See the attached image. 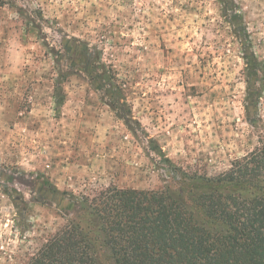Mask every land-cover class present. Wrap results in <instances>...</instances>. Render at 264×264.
Instances as JSON below:
<instances>
[{
    "label": "rangeland",
    "instance_id": "obj_1",
    "mask_svg": "<svg viewBox=\"0 0 264 264\" xmlns=\"http://www.w3.org/2000/svg\"><path fill=\"white\" fill-rule=\"evenodd\" d=\"M14 1L44 20L30 29L0 5V264H25L72 195L218 175L258 145L264 0H233L241 18L221 0ZM102 71L124 106L109 105Z\"/></svg>",
    "mask_w": 264,
    "mask_h": 264
},
{
    "label": "trees",
    "instance_id": "obj_2",
    "mask_svg": "<svg viewBox=\"0 0 264 264\" xmlns=\"http://www.w3.org/2000/svg\"><path fill=\"white\" fill-rule=\"evenodd\" d=\"M226 16L241 18L233 0H221ZM30 29L42 32L39 9L23 10ZM248 78L256 63L243 55ZM71 70V69H70ZM54 79V102L63 103ZM113 100L125 105L112 76ZM117 95V96H116ZM67 223L25 264H264V133L258 145L218 175L184 177L161 189L110 185L92 195H72Z\"/></svg>",
    "mask_w": 264,
    "mask_h": 264
}]
</instances>
